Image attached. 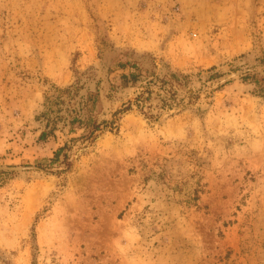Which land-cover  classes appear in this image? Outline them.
Here are the masks:
<instances>
[{
  "label": "rangeland",
  "instance_id": "obj_1",
  "mask_svg": "<svg viewBox=\"0 0 264 264\" xmlns=\"http://www.w3.org/2000/svg\"><path fill=\"white\" fill-rule=\"evenodd\" d=\"M253 72L264 0H0V264H264Z\"/></svg>",
  "mask_w": 264,
  "mask_h": 264
},
{
  "label": "trees",
  "instance_id": "obj_2",
  "mask_svg": "<svg viewBox=\"0 0 264 264\" xmlns=\"http://www.w3.org/2000/svg\"><path fill=\"white\" fill-rule=\"evenodd\" d=\"M127 64L126 62H120L118 63V66L123 67ZM131 67H136L135 63L130 64ZM138 72L130 71L128 74H121V83L123 85H126L127 83H134L136 78L138 77ZM173 75V73H171ZM243 80H250L252 81L257 89L256 91L258 92L259 95L264 97V74L257 76L256 73H246L242 75ZM147 87L145 89L140 90L136 95L133 97V99H128L126 102H124L122 105L123 107L120 108V111H124L128 108H130L131 103L133 102L136 107H138L140 110L143 108V106L146 105V99L149 97V91ZM86 104L89 102L88 106H85L83 109L82 107H79L78 109H69L68 110V124L73 125L74 123L78 124L79 126H83L85 129V135L87 137L91 136L93 133L101 129L103 126H101V123L98 122L94 116L92 115V111L94 109V105L96 101H98V95L97 93H87L86 98H85ZM40 115L46 116V123L45 127L46 129L42 130L39 134V138L43 139L45 138L49 133L52 132V127L55 119L62 117L60 114H53L49 115L47 112H41ZM152 116V115H148ZM49 128L47 129V127ZM57 154V151L55 152Z\"/></svg>",
  "mask_w": 264,
  "mask_h": 264
}]
</instances>
